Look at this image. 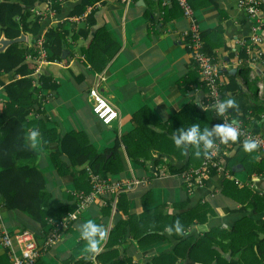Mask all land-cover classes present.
<instances>
[{
  "label": "crops",
  "instance_id": "1",
  "mask_svg": "<svg viewBox=\"0 0 264 264\" xmlns=\"http://www.w3.org/2000/svg\"><path fill=\"white\" fill-rule=\"evenodd\" d=\"M79 1L65 0L59 7L58 14L46 16L41 21V33L48 28L65 32V47L59 61L43 63L34 76L36 79L39 76L47 77L52 88L42 89L38 93L40 97H47L41 101L42 112L39 115L30 114L29 120L46 119L49 130L54 129L60 137L70 132L83 133L97 153L116 148L122 170L110 176L111 179L126 180L132 175L137 179H150L148 185L138 186L132 192L124 194L130 215H139L144 210L158 207L171 216L197 205L208 204L213 215L208 217L205 224L192 227L186 237L201 236L213 227L229 230L244 218L259 224L264 223V211L255 212L252 208L243 210L249 203L247 196L244 193H236L233 188H226L228 181L238 190L244 189L252 195L264 198V166L262 171L255 172L261 162L256 150L254 161L257 162V167L253 170H250L253 152H246L243 147L232 149L229 150L227 161L231 181L211 175L202 186L188 191L181 184L179 173L172 172L162 159L156 165L162 164L170 175L151 180L149 165L152 162L130 161L122 144L124 136L137 130V121L150 126V131L156 134L165 132V128L171 126L170 119L180 114L181 119H187L185 129L197 124V116L202 123L198 124L201 131L219 124L213 112L210 115L211 123H208L209 117L203 116L209 110L202 106L205 90H192L193 86H199L200 78L185 45L184 32L188 28V22L183 18L176 2L132 0L126 7L119 0H103V3H96L93 9L94 25L88 26L84 21L85 17L78 21L73 19L77 17H70ZM44 2L45 0H39L32 9L34 17V12L43 8ZM192 6L200 32L220 30L223 46L213 50V63L218 68L223 89L231 79L239 85L238 91L235 92L223 90L224 99L234 98L237 103L235 109L229 108L235 115L234 119L248 130L257 129V134L264 135V60L251 61V55L249 57L246 51V57L241 58V49L238 46V41L248 40L254 20L237 6V0H192ZM85 12L82 15H85ZM101 28L105 29L107 34L101 37L94 50L88 51L96 31ZM25 36L24 43L31 45V37ZM246 45L252 49L250 41ZM114 46L117 47L116 51ZM259 48L264 50V40ZM114 51L101 71H98L101 62ZM90 59H93L95 66L90 63ZM14 78L15 74H3L1 82L9 83ZM96 85L99 93L118 112V119L108 126L103 125L91 111L88 93ZM1 92L2 89L0 100L4 103V95ZM252 107L257 108L255 114L249 110ZM258 108H263V111ZM172 124L173 128H177V133L182 130V124ZM33 131L37 129L34 128ZM31 145L38 154L36 167L42 173L45 191L50 195L47 207L58 209L73 206L72 193L76 191L74 181L78 171L84 166L72 167L69 159L62 153L60 160L66 165V173L59 175L50 158V151L54 149L55 143L50 144L49 149H41L39 136L37 142ZM152 148H149L148 152L156 159L158 154ZM195 151L196 146L189 145L186 158L177 166L181 168L187 163V168L199 166L203 150L201 149L199 157L194 154ZM110 156L111 153L107 154V158ZM147 193L149 196H145ZM185 203L187 205L184 209L176 207ZM107 208L110 209L109 212ZM2 218L10 232L29 230L35 234L37 245L42 249L36 264H65L64 261L69 258L77 261L92 258L102 252L114 223L126 219L127 215L113 211L110 202L103 204L97 200L76 218L60 242L47 250L42 247L43 237L49 226L41 228L24 214L4 208ZM89 219L100 224L105 231V236L95 253L86 250V242L79 235L78 226ZM258 236L263 239L264 231L259 232ZM175 244L168 235L165 241L144 249H140L135 240L127 239L122 248L132 264H145L154 256L171 252ZM4 253L6 252L0 245V256ZM224 257L232 264L255 262L254 257L250 255L229 257L228 253H225ZM187 261L193 263L189 258Z\"/></svg>",
  "mask_w": 264,
  "mask_h": 264
},
{
  "label": "trees",
  "instance_id": "2",
  "mask_svg": "<svg viewBox=\"0 0 264 264\" xmlns=\"http://www.w3.org/2000/svg\"><path fill=\"white\" fill-rule=\"evenodd\" d=\"M38 1L0 0V37L13 40L24 34L30 36L32 40L31 45L14 43L0 53V86L1 93L4 95V107L0 113V203L5 210L24 214L37 226L45 228L50 219L59 220L72 212L74 205L58 209L47 207L50 195L45 191V179L36 167L38 154L28 139L30 131L35 128L39 132L41 149H47L50 144L55 143L54 149L50 151V158L59 175L66 173V165L60 160L62 153L69 159L72 167L84 166L78 171L74 181L76 191L90 192L86 167L101 177L107 178L121 171L122 165L116 155V148L97 153L83 133L70 132L60 137L54 129L49 130L46 119L29 120L31 113L40 114L42 112L43 97L41 98L38 93L42 89L52 88L47 77L39 76L36 79L32 76L36 66L26 60L28 55L35 54V39L41 33V21L32 14V9ZM96 3H103V0H80L73 8L70 17H79L88 7L94 9ZM190 3L192 6V0ZM58 13L59 7L56 11V14ZM84 21L88 26L94 25L93 10L86 14ZM104 34L107 33L103 28L96 31L88 51L97 47ZM200 35L203 40V51L213 59V50L223 46L220 30L201 32ZM45 46L49 50L48 61H59L65 47V32L61 29L48 28ZM113 48L116 51L117 47ZM115 51L108 54L101 62L98 71H101ZM239 55L241 58L246 57L243 50L239 51ZM90 63L95 66L93 59H90ZM10 73L15 74L16 78L9 83L1 82V76ZM242 75L246 79L243 72ZM35 80L39 82V87L33 86ZM238 88L239 85L233 79L224 87L225 90L233 92L238 91ZM224 89L221 86L222 94ZM223 100H225L224 97ZM258 109L263 111V108ZM249 110L255 114L257 108L252 107ZM228 112L234 119L233 112L229 109ZM211 114V110H207L203 114V116L209 117L208 123H211ZM180 117L181 114L172 117L169 122L171 126H167L165 132L158 134L150 131V126L147 127L137 121V130L122 138V144L125 146L130 161L136 163L151 161L152 164H157L162 159L172 172L180 173L185 170L189 166L188 163L181 168L177 164L186 158L187 150H182L175 145L174 134L179 135V132L177 133V128H173L172 124L177 123L178 126L182 124V130H187L185 129L187 127H184L187 119ZM196 123L202 124L199 116H197ZM252 132L259 133L257 129ZM151 147L158 154L156 159L152 158L148 152ZM252 152L250 170L257 167V162L254 161L255 151ZM109 153L111 156L107 158ZM228 158V156L224 157L226 162ZM262 166H264V159H261L255 172L262 171ZM227 187L233 188L236 193H244L247 196L249 203L243 210L252 208L255 212L264 211V198L252 195L244 189L238 190L228 181L226 182ZM147 194L145 196H149ZM186 205L187 203L176 205V207L184 209ZM115 210L125 213L127 218L114 223L109 231L104 250L93 256V259L72 261L69 258L64 261L65 264H132L131 259L124 254L122 248L127 239L135 240L138 247L144 249L165 241L168 235L176 243L171 252L154 256L145 264H232L224 257L225 253H228L229 257L241 254L250 255L252 258L254 257L253 264H264V238L260 239L258 236L259 232L264 231V223L259 224L244 218L229 230L213 227L201 236L186 237L192 227L205 224L208 217L213 215L208 204L197 205L171 216H168L163 208L158 207L144 210L139 215H130L126 196L122 194L118 198ZM107 211L109 212L110 209L107 208ZM176 221H179L182 226L181 233L175 231ZM169 227H172L171 233L167 230ZM188 258L193 263L188 262ZM0 264H10L6 253L0 256Z\"/></svg>",
  "mask_w": 264,
  "mask_h": 264
},
{
  "label": "built area",
  "instance_id": "3",
  "mask_svg": "<svg viewBox=\"0 0 264 264\" xmlns=\"http://www.w3.org/2000/svg\"><path fill=\"white\" fill-rule=\"evenodd\" d=\"M119 1L126 7L132 2V0ZM174 1L181 10L183 18L188 22V28L184 32L186 36L185 45L194 61L200 78L199 86H193L192 90L196 92L203 88L205 90V99L204 102H202V106L211 110L217 116L219 124H231L233 127L237 128L239 132L236 142L229 141L225 143L217 137L214 140L213 148L208 151L207 155L203 154L199 166L186 168L178 174L181 184L184 185L188 191H192L196 187L202 186L203 182L212 174L231 180V173L227 168V162L224 157L229 155V150L243 147L242 142L246 139L256 142L257 147L255 150L258 153V157L264 159V136L248 130L240 122L232 119L228 111L222 116L217 115L216 105L219 101L223 100L221 91L222 84L219 81L218 68L213 63V59L203 51L201 32L194 16V10L190 0ZM64 2L65 0H45L44 7L37 9L34 13L36 17L42 21L46 16H54L57 8L62 6ZM237 6L241 8L251 20H254L248 40L238 41V46L241 50L246 51L249 57L251 55V61H260L264 57V50L259 48L264 40V0H237ZM91 10H93V7H88L85 13L87 14ZM86 14L73 19L77 21L82 20ZM46 33L47 29L35 39V54L26 57L28 62L36 66L32 74L33 77L37 73L40 65L48 61L49 50L45 46ZM249 41L252 45V49L248 48L246 45ZM33 86L39 87L40 84L35 80L33 81ZM1 89L0 87V90ZM88 95L91 102V111L103 125L108 126L118 119L116 108L99 93L97 85L91 88ZM46 97L47 96L43 97V100ZM3 107L4 103L0 100V113ZM162 161L165 163L164 160ZM85 169L90 184V192L73 191L72 198L74 210L59 220L50 219L48 221L49 229L43 237V249L47 250L60 242L66 232L71 228L76 218L95 201L100 200L103 204H106L107 201L110 202V206L114 211L120 195L132 192L138 186H146L150 181L148 178L137 179L133 175L126 180H114L109 177L103 178L94 173L90 168L86 167ZM149 170L151 171V180L164 178L170 175L162 164H150ZM2 209L3 205L0 203V245L4 248L10 264H35L42 251L37 245L35 234L29 230L10 232L2 218ZM91 259H93V257Z\"/></svg>",
  "mask_w": 264,
  "mask_h": 264
},
{
  "label": "clouds",
  "instance_id": "4",
  "mask_svg": "<svg viewBox=\"0 0 264 264\" xmlns=\"http://www.w3.org/2000/svg\"><path fill=\"white\" fill-rule=\"evenodd\" d=\"M237 103L234 98H228L219 101L216 105V113L218 116H222L228 111L229 108L235 109ZM239 136L238 129L231 124H218L211 128H205L200 130L198 124H193L187 130H180L179 135L174 134V143L182 150H188L189 145L196 146L195 155L199 157L201 155V149L203 154L207 155L208 151L214 146V138L218 137L222 142H236ZM39 137L38 131L30 133V142L36 143ZM243 150L246 152H252L256 149L257 144L254 140L246 139L242 142ZM79 235L82 240L86 242V250L90 253L98 251L100 243L105 236V231L100 224L95 223L92 219L80 224ZM168 232L171 233L172 227H169ZM175 231L177 233L182 232V226L179 221L175 222Z\"/></svg>",
  "mask_w": 264,
  "mask_h": 264
},
{
  "label": "water",
  "instance_id": "5",
  "mask_svg": "<svg viewBox=\"0 0 264 264\" xmlns=\"http://www.w3.org/2000/svg\"><path fill=\"white\" fill-rule=\"evenodd\" d=\"M26 41V36L21 34L18 38L13 40H7L3 36L0 37V53L4 52L11 44L14 43H24Z\"/></svg>",
  "mask_w": 264,
  "mask_h": 264
}]
</instances>
